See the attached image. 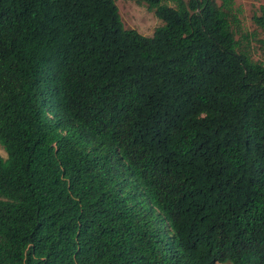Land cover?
<instances>
[{
    "label": "trees",
    "instance_id": "trees-1",
    "mask_svg": "<svg viewBox=\"0 0 264 264\" xmlns=\"http://www.w3.org/2000/svg\"><path fill=\"white\" fill-rule=\"evenodd\" d=\"M137 1L152 37L114 0H0V264H264V64L234 0Z\"/></svg>",
    "mask_w": 264,
    "mask_h": 264
},
{
    "label": "rangeland",
    "instance_id": "rangeland-1",
    "mask_svg": "<svg viewBox=\"0 0 264 264\" xmlns=\"http://www.w3.org/2000/svg\"><path fill=\"white\" fill-rule=\"evenodd\" d=\"M118 8L122 25L125 29L134 30L144 37H152L157 28L163 23L157 19L152 11H149L145 4L137 0H114ZM235 9L238 10L241 32L248 34L249 53L254 61L264 64V32L258 29L253 21L254 15H260V7H264V0H234ZM0 155L5 153L0 147ZM218 264H232L229 260Z\"/></svg>",
    "mask_w": 264,
    "mask_h": 264
}]
</instances>
